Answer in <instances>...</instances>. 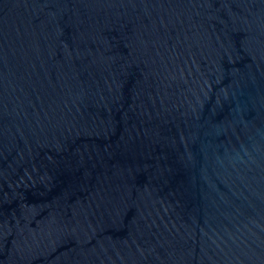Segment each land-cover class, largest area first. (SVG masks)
Masks as SVG:
<instances>
[{
  "label": "water",
  "instance_id": "95a60500",
  "mask_svg": "<svg viewBox=\"0 0 264 264\" xmlns=\"http://www.w3.org/2000/svg\"><path fill=\"white\" fill-rule=\"evenodd\" d=\"M0 264H264V0H0Z\"/></svg>",
  "mask_w": 264,
  "mask_h": 264
}]
</instances>
